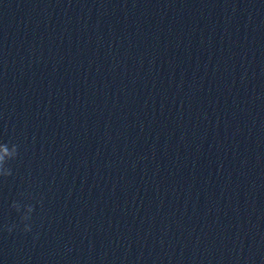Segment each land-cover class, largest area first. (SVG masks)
Wrapping results in <instances>:
<instances>
[{
    "label": "clouds",
    "instance_id": "1",
    "mask_svg": "<svg viewBox=\"0 0 264 264\" xmlns=\"http://www.w3.org/2000/svg\"><path fill=\"white\" fill-rule=\"evenodd\" d=\"M19 155V146L11 141L0 142V179H6L12 175V169L9 163L15 160ZM23 196V194H21ZM20 216V222L23 224V232L29 233L32 231V214L35 211V206L31 203L24 204L21 201H13L10 205ZM17 225L6 226L8 232H12ZM35 238H38L35 237Z\"/></svg>",
    "mask_w": 264,
    "mask_h": 264
}]
</instances>
